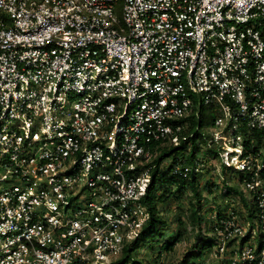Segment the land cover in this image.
<instances>
[{
	"label": "built area",
	"instance_id": "1",
	"mask_svg": "<svg viewBox=\"0 0 264 264\" xmlns=\"http://www.w3.org/2000/svg\"><path fill=\"white\" fill-rule=\"evenodd\" d=\"M205 107L257 208L229 198L208 261L264 264V0H0V264H111L149 218L152 146Z\"/></svg>",
	"mask_w": 264,
	"mask_h": 264
},
{
	"label": "trees",
	"instance_id": "2",
	"mask_svg": "<svg viewBox=\"0 0 264 264\" xmlns=\"http://www.w3.org/2000/svg\"><path fill=\"white\" fill-rule=\"evenodd\" d=\"M201 126V118L196 120L193 114L189 117V127L184 132L185 139L180 138L177 144L173 145L157 146L158 144H156L152 146L153 155L149 162V165L152 166L150 168L151 177L145 194L141 199V202L148 207L149 218L138 236L124 245L119 257L112 261L111 264H144L141 260L136 259L139 248L145 244L151 245L153 243L154 245L159 244V250L155 256V264H161L162 252L172 250L181 233L177 232V235L166 238L163 230L167 225V221L161 215L160 207H164L170 199L179 194L188 196L189 214L187 215V221L191 223L198 234L195 247L202 245L209 250L214 245L215 239L212 236H208L205 232V227L203 228L202 226L203 216L201 212L204 201L207 199L206 195L212 194L214 189H218V186L212 181L201 183L200 173L197 174L195 172L192 160L196 159L198 163L205 165L210 158L219 159V155L216 149L207 146V136L201 133ZM200 144L205 147L203 152L199 146ZM166 160H169L168 163L165 166H161ZM175 163L190 164L191 171L187 176L171 174L170 170ZM238 175L235 174L234 176L238 177ZM240 179L241 177L239 176ZM223 189L220 192L222 196L224 195L227 198L237 197L241 201L248 220H253L256 217L257 208L254 204L249 203L236 182L228 184L227 181H224ZM218 211L215 213L214 220L228 217L231 213L243 215V211L235 208L231 211ZM214 220L210 223V231L214 227ZM178 224L181 226L184 221L179 219ZM247 237L248 235L243 237V240L247 239ZM185 263V260H183V264Z\"/></svg>",
	"mask_w": 264,
	"mask_h": 264
},
{
	"label": "rangeland",
	"instance_id": "3",
	"mask_svg": "<svg viewBox=\"0 0 264 264\" xmlns=\"http://www.w3.org/2000/svg\"><path fill=\"white\" fill-rule=\"evenodd\" d=\"M202 120L201 133L207 134L211 129L212 116L209 112V108H204L200 115ZM202 148V152L205 147L199 145ZM168 163V160L164 161L161 166H165ZM238 174L234 172L232 168H228L226 172L223 171L220 160H214L210 158L208 164L205 163L202 172L199 174L201 183L206 181H212L217 186L218 189H214L212 194H207L206 201H204L202 207V216L203 222L202 226L205 227L206 234H211L209 229L210 223L215 219V213L222 212L224 210L231 211L232 209L241 210V204L236 199L231 201L229 198L220 194L223 189V182L227 181L228 184H232L237 181V177L234 175ZM224 180V181H223ZM161 215L167 221V225L164 228L163 232L165 233L166 238L177 235V232L181 233V236L178 238L176 244L173 246L172 250L163 251L161 255L160 262L161 264H212L209 263L211 259V252L202 245L197 244V236L195 229L187 221V215L189 214L188 209V196L186 194L176 195L174 198L165 204L164 207H160ZM182 219L184 221L183 225L178 224V220ZM258 234L256 230L255 236ZM250 243H258L257 237L249 240ZM248 241L244 242L249 244ZM200 244V243H199ZM159 250V244H145L139 248V253L136 259L141 260L144 264H155V256ZM210 252V253H209Z\"/></svg>",
	"mask_w": 264,
	"mask_h": 264
}]
</instances>
